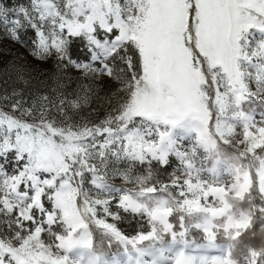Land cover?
Masks as SVG:
<instances>
[{"label": "rangeland", "instance_id": "374dc122", "mask_svg": "<svg viewBox=\"0 0 264 264\" xmlns=\"http://www.w3.org/2000/svg\"><path fill=\"white\" fill-rule=\"evenodd\" d=\"M119 3L128 7L125 0ZM78 7L77 0H40L39 5L0 0V114L30 127L10 140L8 118L0 120V150L13 149L0 154V243L64 264H264V240L240 260L231 252L235 239L251 231V189L264 197V32L251 28L240 41L242 90H234L221 66L210 65L207 48L198 49L194 34L178 63L164 53L155 69L147 65L149 79L140 76L144 82L137 89V73L127 69L121 54L105 61L95 49L98 61L84 73L66 67L56 55L46 60L31 55L36 32L29 20L50 31L54 22L58 27L64 18L77 19ZM17 17L19 39L13 41L9 29ZM72 39L78 49L75 57L69 52L71 58L89 62L86 40ZM97 39L106 37L98 32ZM101 62L112 65L111 79L92 70ZM162 87L167 90L159 91ZM145 89L155 106L184 111L195 102L200 118L189 112L173 125L134 112L125 117L134 100L133 108L142 111ZM17 137L21 144H35L34 157H59L50 173H38L41 181L55 177L48 190L53 203L46 195L43 213L31 207L36 201L30 187L21 184L17 193L13 184L28 166L26 152L18 159ZM57 192L61 207L53 206ZM174 211L183 216L179 229L169 220ZM30 213L35 223L26 219ZM132 215L139 217L133 225ZM89 221L120 246L115 254L92 247ZM97 221L115 224L120 234ZM144 223L146 231L139 230ZM192 229L207 239L194 244L184 238ZM253 231L264 237L260 226ZM69 238L77 242L70 250L61 246ZM4 262L10 264L8 256Z\"/></svg>", "mask_w": 264, "mask_h": 264}, {"label": "snow or ice", "instance_id": "6c2138e0", "mask_svg": "<svg viewBox=\"0 0 264 264\" xmlns=\"http://www.w3.org/2000/svg\"><path fill=\"white\" fill-rule=\"evenodd\" d=\"M33 2L34 5H39L40 0H33ZM77 2L79 4L75 13L77 19L64 18L58 27L54 22L50 31H45L29 20L31 27L36 32L35 46L31 52L33 57L46 60L52 55H56L57 60L65 63L66 67L84 73L98 61L95 49H100V55L105 57V61L110 55L121 54L120 59L124 61L127 69L134 74L139 73L133 78L140 81V76H143L146 81L149 79L147 65L151 64L155 69L160 56L164 53L171 55L173 64L178 63L179 52L189 51L187 45L192 43L194 34L198 49L203 51V47L207 48L205 55L209 59L210 65L221 66L234 90L237 86L242 90L244 85L240 81L237 64V60L241 56L240 41L244 39V34L251 28L264 32V0H125L128 5L125 9H122L119 0H77ZM18 11L27 18L25 9L21 8ZM81 16L84 17L83 20L79 19ZM44 18L42 15L41 19ZM12 24L14 27L9 29L10 38L13 41H18L19 17L14 19ZM98 32L105 35L106 39L103 42L97 39ZM185 33H187L186 41ZM77 36H82L92 50L89 62L78 63L69 55L68 42ZM260 47L264 49V43ZM65 56H67L66 61ZM92 70L102 71L108 79H111L113 74L112 65L106 62H101L100 69ZM121 70L123 71V69ZM144 81H140L136 85L137 89H140V84ZM166 90L165 87L159 89L161 92ZM142 94L145 97L139 104L142 111L133 108L134 100L133 104L127 105L125 117L134 112L153 121L173 125L178 118H182L189 112L193 114L194 118H200V107L195 102L186 107L184 111H180L171 109L166 104L155 106L147 99L151 94L147 89ZM34 104L35 102H33V106ZM5 117L8 118L6 127L10 140L13 133L19 132L21 128L25 133L30 131V127L26 123L16 120L15 117H11L7 113L0 114V120H4ZM0 127H4V125H0ZM164 135L161 133V137ZM17 145L15 150L21 153L18 159H23V154L26 152L28 166L20 169L13 179L16 192L18 193L21 184H25L26 188L30 187L36 201L31 207H35L37 211L43 213L46 210L44 204L46 195L48 203H53L48 190L54 187L55 177L46 176L41 181L38 173H50L59 163V157L54 155L47 157L36 155L34 157L35 144L33 143L31 147L27 141L21 144L18 137ZM11 150L13 149L0 150V154ZM2 174L0 173V175ZM41 183L45 187H41ZM9 191L13 190L10 188ZM217 191L220 190L217 189ZM24 195H27V192ZM60 195L59 192L56 193L54 207H61ZM26 219L35 223V217L31 213ZM97 223L115 231L117 235L120 234L115 224H109L106 221H97ZM36 231L39 232V229ZM139 238L146 239L148 237L141 235ZM76 243L69 238L63 241L61 246L70 250ZM4 256H8L10 264H64L63 260H53L51 257L48 261H43L39 254L33 255L25 248L9 247L5 249L3 243H0V264H5Z\"/></svg>", "mask_w": 264, "mask_h": 264}, {"label": "trees", "instance_id": "16d2710c", "mask_svg": "<svg viewBox=\"0 0 264 264\" xmlns=\"http://www.w3.org/2000/svg\"><path fill=\"white\" fill-rule=\"evenodd\" d=\"M77 43L74 39H71L68 43V52L71 53L73 57L76 56L75 50L78 49ZM195 52V50H194ZM135 66V61L133 62ZM136 75H139L137 73ZM230 151L236 149L234 147L228 146L227 147ZM238 152V151H237ZM236 153V152H235ZM254 182V186H255ZM247 202L250 206L251 212H252V227L251 231H244L241 233V235L235 239L232 247L231 252L232 256H234L237 260H240L241 256L244 255V252H246L248 249H256L257 246H259V242L264 240L263 238H259V235H257L253 230L256 229L257 226H260L263 233H264V197L257 191V189L254 187L251 189L248 197ZM132 225L137 223L139 220L138 215H132ZM182 214L179 211H174L170 214L169 220L172 221L173 227L179 229L181 228V220H182ZM146 224L144 223L139 227V230L146 231ZM88 229L91 232L92 236V247L96 251L104 252L106 255H113L115 254L119 249L120 246L116 245L111 238L105 234L98 226H96L93 222H88ZM217 236L221 235V231L216 232ZM184 238H187L189 240H192L194 244H198L200 242H204L207 239V235L199 230H190ZM116 246V247H115Z\"/></svg>", "mask_w": 264, "mask_h": 264}]
</instances>
